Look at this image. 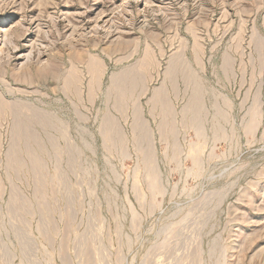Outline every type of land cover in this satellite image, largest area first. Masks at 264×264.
<instances>
[{
  "label": "rangeland",
  "instance_id": "obj_1",
  "mask_svg": "<svg viewBox=\"0 0 264 264\" xmlns=\"http://www.w3.org/2000/svg\"><path fill=\"white\" fill-rule=\"evenodd\" d=\"M0 264H264V0H0Z\"/></svg>",
  "mask_w": 264,
  "mask_h": 264
},
{
  "label": "bare ground",
  "instance_id": "obj_2",
  "mask_svg": "<svg viewBox=\"0 0 264 264\" xmlns=\"http://www.w3.org/2000/svg\"><path fill=\"white\" fill-rule=\"evenodd\" d=\"M3 48V47H2Z\"/></svg>",
  "mask_w": 264,
  "mask_h": 264
}]
</instances>
